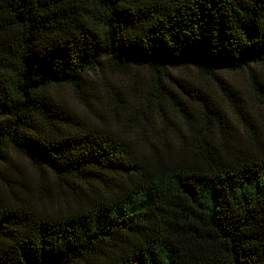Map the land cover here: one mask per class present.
<instances>
[{
	"label": "trees",
	"instance_id": "obj_1",
	"mask_svg": "<svg viewBox=\"0 0 264 264\" xmlns=\"http://www.w3.org/2000/svg\"><path fill=\"white\" fill-rule=\"evenodd\" d=\"M0 264H264V0H0Z\"/></svg>",
	"mask_w": 264,
	"mask_h": 264
},
{
	"label": "rangeland",
	"instance_id": "obj_2",
	"mask_svg": "<svg viewBox=\"0 0 264 264\" xmlns=\"http://www.w3.org/2000/svg\"><path fill=\"white\" fill-rule=\"evenodd\" d=\"M219 75L227 82L229 86L235 91L244 90L246 83L243 82L241 76L236 73L221 72ZM181 78L195 80L197 83L202 84L205 92L213 98L220 100L221 94L216 84L208 77L199 75L195 70L181 71ZM13 163L16 165L22 175H32L34 173L30 163L20 156L13 155Z\"/></svg>",
	"mask_w": 264,
	"mask_h": 264
}]
</instances>
